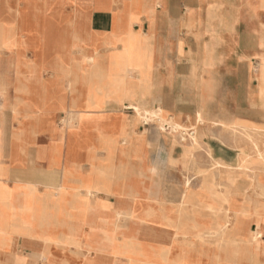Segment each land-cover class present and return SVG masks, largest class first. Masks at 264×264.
I'll use <instances>...</instances> for the list:
<instances>
[{"label":"crops","instance_id":"crops-1","mask_svg":"<svg viewBox=\"0 0 264 264\" xmlns=\"http://www.w3.org/2000/svg\"><path fill=\"white\" fill-rule=\"evenodd\" d=\"M0 5V20L16 24L13 42L0 51L6 86L0 95V173L14 176L5 185L11 189L8 211L42 210L39 175H57V183L63 178L58 168L48 166L47 151L57 144L70 196L75 175H113L126 186L118 193L91 195L76 210L82 219L66 230L80 246H67L65 257L61 246H51L46 264H124L126 257L113 254V244L122 243L150 252L161 248L152 255L156 264H179L174 261L180 262V253L175 256L171 246L182 242L170 226H180L183 195L191 200L202 195V175L229 197L223 208L230 225L239 213L251 232H262L263 243L253 246L252 255L218 259L210 253L204 260L264 264V218L255 213L264 210V0H94V5L93 0H0ZM25 15L35 23L27 26ZM45 35L51 54L42 60ZM93 68L105 76H93ZM122 72L130 96L120 102L123 91L111 87ZM132 105L155 110L201 137L182 139L183 131L144 120ZM70 120L93 134L98 133L94 121L124 120L134 138L118 139L111 154L99 141L82 143L78 155L68 157ZM17 176L33 182L17 187ZM188 177L194 188L184 193ZM194 214L183 219V226L201 225L200 213ZM13 245L27 264L45 249L42 239L25 236ZM189 249L188 264H203L199 246Z\"/></svg>","mask_w":264,"mask_h":264},{"label":"bare ground","instance_id":"bare-ground-1","mask_svg":"<svg viewBox=\"0 0 264 264\" xmlns=\"http://www.w3.org/2000/svg\"><path fill=\"white\" fill-rule=\"evenodd\" d=\"M93 5H94V0H93ZM0 15H1V5H0ZM28 20H29L28 16L25 15L23 22H25V24L27 26H29L32 23H35V21H36V20H33V21H28ZM15 25H16L15 23L7 24V23H4L0 20V51H2L3 48H6L8 46V45L6 46V44H7L6 42H8V40H9L8 39L5 42V38L2 36L3 31L9 27H15ZM42 26L46 29V22H43ZM13 39H12V41L11 40L10 41L13 42ZM43 42L47 45L44 48L43 52H41V58H42V60H46L49 57V55L51 54L49 49H48L50 43H49V40H48L46 35L43 37ZM93 69H94V70H92L93 76L98 77V78L103 77V75H104L103 71L98 72L99 69H97V70H95V68H93ZM114 82L116 83V85H113V87H111L112 90L113 91H123V97H117L118 100L120 102H123L125 99H128L130 96V92H129V88L125 82L124 73L122 72V73L118 74L115 77ZM2 83H3L2 82V74L0 72V86L3 88V90H6V86ZM107 96H112V94H108ZM132 107L138 112L139 116L146 121H149L152 119H157L161 123H163V122L168 123L169 126L171 127V129H173L174 131H179V130H181L183 132H184V130L186 131L185 127H183L177 121H175L173 119L168 120L155 110L152 111V110L142 109L141 107H139V106L136 107L135 105H132ZM198 119H199V121H202L203 116L199 115ZM73 120H70L69 122H70V124L74 125L75 121H73ZM78 122H79V120H78ZM114 122H116L118 124V126H121V123H123V122L125 123L124 120L121 121V123H119L118 121L115 120V121L111 122V124H113ZM211 122H213V121L211 120ZM234 126H235V124H234ZM224 130L227 131L228 129H224ZM238 130H239V128H238ZM220 131H221V129H220ZM240 131H241V129H240ZM243 131L244 130L242 129V132ZM188 132H190L189 135L193 141H198L201 137V134L194 129L188 130ZM224 133H226V132H224ZM236 133H239V132H236ZM244 133L246 134V132H244ZM132 134L133 133H130L128 130H126V132H124V130H122V128H119L118 132L116 134H114L112 136V138H111V135L106 133L104 138H105V140L110 141V143L105 145L107 152L109 154L112 153L113 145L116 144L118 139H120V138H123V139L134 138ZM228 134H229V132H228ZM217 135L218 134H216V136ZM225 136H227V135L225 134ZM228 136H227V139H228ZM172 137H173V135H172ZM88 138L91 139V138H93V136L89 135ZM185 138L186 137L182 133V139H185ZM160 142H162V141H160ZM156 147H158V146H156ZM155 157H157V156H155ZM149 166H151V165H149ZM150 170H152V169H150ZM110 171H111V169H110ZM228 176H231V175H228ZM56 177L57 176H55V175H47V179L51 183L46 185V189L43 192V197H42L43 202L44 203L46 202L47 204H52V205L54 204V207L47 209L50 212L49 213L50 217L48 220L49 221L48 224H46L47 229H45V230H42L39 226L33 227L32 229L26 228V225H24L25 224L24 220L26 219V213L17 212V211L16 212H9V216H8V214L6 216V213L4 211L8 208V205L11 202V199L8 196V193H10V195H11V189L9 191H6L3 186H0V256L3 255L2 253H5L4 258L2 256H1L2 258L0 257V263L4 262L5 264H27V258L20 253H18L19 255H16V256H9L8 255L9 252H15V251H13V246H14L13 243H14L15 238L23 237V235L24 236L26 235L27 237H32V238H36L38 236H40V237H42V236H45V237L53 236V232L50 230V228L52 226L56 227V228L60 227V230L55 231V236H56L55 238L42 239L44 241V248L45 249L40 254H38L36 257L33 258L31 264H46V262H45L46 257L50 253H52L49 248L53 245L61 246L62 252H63L62 256L65 257L64 254H65V249L67 246H70V245H74V246H78V247L80 246L79 244L71 242L70 241L71 239L69 237L70 234L66 233V230L70 227L71 222H76V221H79L82 219L81 212L76 211L77 209H81V207L79 205L88 204L87 202H88L89 197L91 195H93L94 193L104 192L106 194H113V193L121 192L124 189H126V186H125L123 180L119 181L117 179H114L113 175H100L101 180L99 182H95V179H92L90 176L85 177V178H82V177L78 178L77 175H75V177L72 181V194L70 196V192H71L70 184H71V182L69 181V175H67L68 179L63 183H57V180H55ZM168 177H170V176H168ZM202 177H203V180L200 183V187L203 190V192L206 194H209L210 197L209 198L196 197L194 200L188 199L186 196L182 197V202L180 204V210H179V213H180L179 225L180 226H178L175 229V238L177 241H181L182 243H181L180 247L177 245L171 246V251L173 253L175 252V256L178 257V255H176V254L180 253L181 260H180V262H178V260H175L174 262L175 263L177 262L179 264H188L187 257H189V255H187V254L190 253L189 247L192 245L195 237L199 238V241H200L198 251L202 253L201 257H202L203 264H207V262H206L207 258L206 257H208V254H210V253L217 254L218 259L226 258V257H228V255H230V256L234 255L237 257L242 256V255H252L253 246L260 242L259 238L262 237V232L259 230L255 231V232H251L249 230V227H247L245 225L244 221L241 219V216L239 215V213L235 214L234 219H233V223H232L233 225H230V223L232 221H231L229 215L227 214V211L223 208L224 202H228L229 197L225 193L216 192L214 189H212V187H210L209 182L207 180L209 175H202ZM239 177H241V176H239ZM214 179H215V177H214ZM14 180H15L14 182L16 183L17 187L23 186L25 184L27 185L28 182H33V181H22L21 176H20V178L17 176V178H15ZM156 180H157V178H156ZM10 181L13 182V179L8 180V182H10ZM158 182H160V181L158 180ZM96 184H98V185H96ZM185 184H186L187 189L184 193H188V191L192 187V179L190 177H188L185 181ZM35 185L37 187L39 185V182H35ZM81 189L86 190V193L84 195H82ZM158 189L159 188H157V190ZM54 195H56V196H54ZM68 196H70L71 198H68ZM69 201H71L73 205H76V207H74L72 209L73 213L71 216L64 215V211L66 210V208H63V204H65ZM195 212H199L200 213L199 215L202 218V220L205 219L206 221L202 222L201 225H199L197 222L191 228H187V227L183 226V222H182L183 219L185 217L187 219H194L195 218V216H194ZM255 213L258 217L263 216L262 218H264V210L263 211H257ZM122 214H125V213H122ZM242 214H245V213H242ZM210 219H212L213 222H210L211 221ZM51 220L55 221L54 224L51 222ZM63 221H64V224L62 223ZM74 231L75 230H73L72 233H73V235H76V233ZM67 235H69V236H67ZM210 239L212 240L211 243L213 245L210 247L211 249L209 248V246H207V245H210ZM191 251H192L191 253H193V250H191ZM25 253H27V252H25ZM113 254L117 255V256L126 257L127 260L122 262L124 264H147L150 261V257H151V255L149 254V250H147L143 245H139L136 243L116 244V247L113 248ZM11 258H13V260H11ZM93 259H95V258H93ZM204 259H206V260H204ZM69 264H71V262H69ZM102 264H109V263L107 261H103ZM158 264H162V262L159 261ZM165 264H170V261L169 260L166 261Z\"/></svg>","mask_w":264,"mask_h":264},{"label":"rangeland","instance_id":"rangeland-1","mask_svg":"<svg viewBox=\"0 0 264 264\" xmlns=\"http://www.w3.org/2000/svg\"><path fill=\"white\" fill-rule=\"evenodd\" d=\"M14 32H15V27H9L7 29H5L3 31V37L5 38V42L8 40V42H6V46L9 47L11 45V41L12 39L14 38ZM136 39V37L134 38ZM132 39V40H134ZM11 40V41H10ZM43 52V51H42ZM59 82V80H58ZM44 87V85H43ZM6 90H3V88L0 86V95L5 93ZM101 91L97 90V92L95 93V95H97V93H99ZM94 95V94H92ZM62 103L63 105V102H59L58 103V106ZM80 122V120H79ZM93 124L96 123L95 125V128L97 130V134H93V133H87V131L85 130H82L81 127H76L75 124H69L68 127H69V136L67 137V142H68V145H67V156L70 157V156H76L78 155V149L81 147L82 143H88V142H95V141H99L103 146H105L106 144L110 143V141H107L105 140L104 136L106 133H108L109 135H111V138L114 134H116L119 130V128H122V130H124V132H126V130H128L127 128V125H128V122L125 121V123H121V126H118V124L116 122H114L113 124H109V125H104V124H101L100 122H92ZM119 127V128H118ZM63 133V132H62ZM185 136L188 137L189 133L188 131H185L183 132ZM72 134V135H71ZM188 134V135H187ZM63 136L60 137V140L64 139V133L62 134ZM89 135H92L93 138L89 139L88 136ZM190 136V135H189ZM112 141V140H111ZM47 156H48V166L49 167H56L59 169V172L63 173V178L61 179L60 183H63L65 182L68 178H67V171H66V167L65 165L60 168L61 164H60V156H61V148L59 146V144H57V147H52V149L48 150L47 151ZM2 171V170H1ZM41 176V178L43 179V181H40L44 188L42 189V192H44V190L46 189V185L50 184L51 182H49V180L47 179V175H39ZM57 176V175H55ZM14 176L13 175H7L6 173V170L4 172H1L0 173V186L3 185L4 188L7 189V185H8V180H11ZM78 178H80L81 176L78 175L77 176ZM99 178H96L95 179V182H99L101 180L100 176H98ZM57 180V179H55ZM36 182H39V181H36ZM40 182H39V185H40ZM6 185V186H5ZM39 185L37 186V188H39ZM98 185V184H96ZM194 188L193 186L191 187V189ZM196 189V188H195ZM198 189H201V187H199ZM53 190V189H52ZM202 193L201 196H198V197H206V198H209V194H206L203 192V190L200 191ZM50 195V194H49ZM56 196V195H54ZM186 196L188 199H193V196H189V195H183L182 197ZM68 198H71L70 196H68ZM84 200V199H83ZM85 204H81L79 205L81 208L84 206ZM11 206L9 205L8 208H10ZM51 207H54V204H47L46 202L44 203L42 201V205H41V208L42 210L40 212L36 211V212H22V213H26V219L24 220L25 224L28 227H30L31 229L35 226H39L42 230H45L47 229V226L46 224H48V220H49V211L47 210L48 208H51ZM76 207V205H73L71 201L63 204V208H66V210L64 211V215H67V216H71L73 211L72 209ZM8 208L4 211L6 213V216L8 214L9 216V212H16V211H8ZM164 219L167 221L168 220V213L164 214ZM161 219H162V216H161ZM206 220L203 219V222H205ZM51 222L54 224L55 221L51 220ZM64 224V221L62 222ZM167 224V222H165ZM171 228H173L175 230L174 227L170 226ZM50 230L53 232V236H48V237H45V236H38L36 238H40V239H51V238H55V231H59L60 230V227H51ZM24 236V235H23ZM25 237H27L25 235ZM262 244L263 243H258V247L259 248H262ZM200 245V241H199V238L195 237L194 238V241L192 243L191 246H199ZM116 247V244H113V248ZM162 252L161 251V248H157L155 249L154 251H151L149 250V254L151 255L150 257V261H149V264H156L157 260L152 258V255H156L157 254V251ZM168 248H166V252H168L167 250ZM161 254V253H160ZM9 256H16V255H19L17 252H9L8 253ZM156 257V256H155ZM11 260H13V258H11Z\"/></svg>","mask_w":264,"mask_h":264}]
</instances>
